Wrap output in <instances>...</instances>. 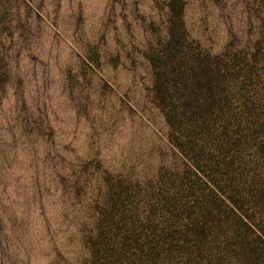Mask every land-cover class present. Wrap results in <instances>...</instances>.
<instances>
[{
    "label": "rangeland",
    "instance_id": "rangeland-1",
    "mask_svg": "<svg viewBox=\"0 0 264 264\" xmlns=\"http://www.w3.org/2000/svg\"><path fill=\"white\" fill-rule=\"evenodd\" d=\"M168 1L0 0V264H92L111 188L134 237L102 264H264V0H181L175 26ZM234 80L231 107L254 124L231 141L239 169L209 189L168 95L186 102L176 128L215 148L226 116L210 103Z\"/></svg>",
    "mask_w": 264,
    "mask_h": 264
},
{
    "label": "trees",
    "instance_id": "trees-1",
    "mask_svg": "<svg viewBox=\"0 0 264 264\" xmlns=\"http://www.w3.org/2000/svg\"><path fill=\"white\" fill-rule=\"evenodd\" d=\"M167 9H168V21L170 22L171 26H175L174 22L176 21L178 22L182 20L181 0H169L167 4ZM195 60L196 58L194 59V62ZM189 71L190 73L188 74V77L190 82H194V81L199 82L200 73H203L205 75L208 74L207 73L208 70L205 68V65H203L196 72L193 71V68L191 66ZM184 80L185 81L181 82V84L186 83L185 75H184ZM231 81H232V75H231V80L226 81L227 83L225 82L226 83L225 85H228ZM170 84L172 89L176 88V86L173 83ZM231 85L232 88L229 91L225 86L223 87L227 90V92L224 91V89H222L223 91L222 103H221L222 100H218L217 103L214 102L210 103L212 106L218 107V109L223 113H225L226 116L224 123L223 124L220 123L221 128L219 131L223 136H225L226 140H223L221 143L218 144L219 146H215V148H214V143L205 140L204 138L197 139L198 135L204 133L203 129H200L202 127H198V128L192 127L191 128L192 130H190L189 133L187 132V130L180 129L179 127L176 128L177 124H181V121L180 118L177 116V114L174 113L173 100L180 101L182 103H186V102L183 101L182 99L183 91H181L179 97H177L176 95L173 96V94L171 93L170 95H168L169 103L167 105L168 107L166 109L165 118L167 122L171 125V127H173V129L176 130L174 131L177 133L176 142H178L180 146L179 147L180 153L184 157V160L188 164L190 172L194 176L195 184L197 185L199 182H201L206 186V188L209 189L214 188L220 190V183H219L220 180L218 175H222V173L219 171L223 170L225 174L231 176L233 174L232 171H235V169L233 168L234 164L239 169L238 155L230 159H228L227 157L228 154H230L232 148L231 141L235 140L233 138L235 134H238V131L240 132V130L242 129H246V131H249V128L251 129L250 124H254L253 122L250 123L249 120L247 121L248 113H246V110L248 105H245L243 111H240L241 109L234 110V105L233 107H231L232 102L236 99L238 93V89H236L237 80L236 81L234 80ZM165 87L168 88L167 84L165 85ZM220 87H222V84L214 85L213 88L219 89ZM243 126L246 127L242 128ZM260 127L262 126H259V128ZM191 135L192 138H195L194 140L200 142L197 143L195 141L193 143L189 139V136L191 137ZM213 151H215V154L217 153L216 156L212 155ZM257 151L253 153L254 158L258 153H260L259 151L258 152ZM260 151L263 152L264 147H260ZM111 192H112V188L110 189L108 203H106L105 206L102 208L103 216H101L100 219H98L96 225V233L93 236L88 237L86 241V245L88 246V250L91 256L92 264H102L101 259L103 255L101 254L105 248H109V250H112V246L113 245L116 246L119 240L121 241V243H123L122 244L123 246H126L125 243L132 242L133 240V238L128 239L127 237V235L133 236L132 233L133 227L131 226L133 225L132 219L127 221H122V219L119 218L116 210L117 201L116 200L114 201L112 199ZM137 212L140 215V209L138 211L135 208L134 213ZM133 242H136V240H134ZM130 247L135 248L133 244H130Z\"/></svg>",
    "mask_w": 264,
    "mask_h": 264
}]
</instances>
